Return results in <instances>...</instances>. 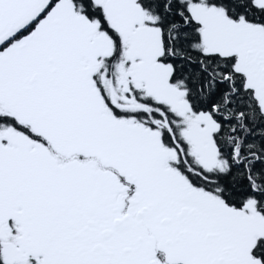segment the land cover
<instances>
[{
  "label": "snow or ice",
  "instance_id": "6c2138e0",
  "mask_svg": "<svg viewBox=\"0 0 264 264\" xmlns=\"http://www.w3.org/2000/svg\"><path fill=\"white\" fill-rule=\"evenodd\" d=\"M0 264H264V0H0Z\"/></svg>",
  "mask_w": 264,
  "mask_h": 264
}]
</instances>
